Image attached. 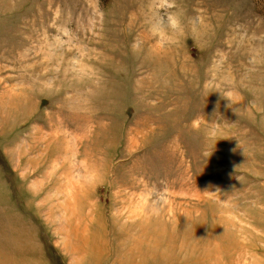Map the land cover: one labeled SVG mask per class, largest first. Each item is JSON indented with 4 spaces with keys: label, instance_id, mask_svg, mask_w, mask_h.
I'll use <instances>...</instances> for the list:
<instances>
[{
    "label": "rangeland",
    "instance_id": "rangeland-1",
    "mask_svg": "<svg viewBox=\"0 0 264 264\" xmlns=\"http://www.w3.org/2000/svg\"><path fill=\"white\" fill-rule=\"evenodd\" d=\"M0 264H264V0H0Z\"/></svg>",
    "mask_w": 264,
    "mask_h": 264
},
{
    "label": "clouds",
    "instance_id": "clouds-1",
    "mask_svg": "<svg viewBox=\"0 0 264 264\" xmlns=\"http://www.w3.org/2000/svg\"><path fill=\"white\" fill-rule=\"evenodd\" d=\"M183 25L181 20L177 15H168V16H161L153 20L151 24V31L152 34L164 44L174 42V38L176 33L182 31ZM135 47V46H134ZM226 84L230 83V80L225 81ZM213 92H219L222 98L228 100V107L231 104V97L230 95L226 94L225 91L221 90L220 88H216L213 91H210L208 96ZM238 141L237 147L241 148L244 153V149L240 147V142ZM235 151V149H233Z\"/></svg>",
    "mask_w": 264,
    "mask_h": 264
}]
</instances>
